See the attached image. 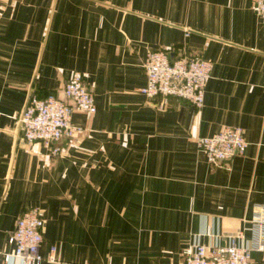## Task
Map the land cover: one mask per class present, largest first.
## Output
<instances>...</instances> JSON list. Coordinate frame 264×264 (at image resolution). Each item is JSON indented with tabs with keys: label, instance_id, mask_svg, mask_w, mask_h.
<instances>
[{
	"label": "crops",
	"instance_id": "crops-1",
	"mask_svg": "<svg viewBox=\"0 0 264 264\" xmlns=\"http://www.w3.org/2000/svg\"><path fill=\"white\" fill-rule=\"evenodd\" d=\"M252 3L0 0V264H17L3 254L30 206L44 214L39 264H184L196 236L251 243L264 204V21ZM159 47L212 61L200 107L140 92ZM73 70L96 109L72 112L82 129L53 154L22 138L18 116L30 93L61 94ZM226 125L247 144L213 164L196 136ZM263 257L252 249L249 264Z\"/></svg>",
	"mask_w": 264,
	"mask_h": 264
},
{
	"label": "built area",
	"instance_id": "built-area-1",
	"mask_svg": "<svg viewBox=\"0 0 264 264\" xmlns=\"http://www.w3.org/2000/svg\"><path fill=\"white\" fill-rule=\"evenodd\" d=\"M252 9L264 21V0H253ZM142 64L146 82L139 90L147 97L159 95L165 100L173 95L189 100L196 107L203 104L205 85L212 68L210 59L186 47L175 50L174 54L167 47H159L148 49ZM95 109L93 93L84 81L83 72L73 70L63 83L61 94L39 97L30 93L24 111L18 116L21 136L26 142L39 141L51 153H58V141L71 138L82 129L72 124V112L92 113ZM243 132L242 126L226 125L211 134L196 136V144L209 162L219 164L244 152L247 141ZM250 223L252 238L249 245L238 241L241 232L226 243L215 240L209 245L196 236L181 251L184 264H249L252 249L264 252V204L257 205ZM43 224L41 208L30 206L23 210L8 235L12 249L3 254L4 259H15L17 264H39L43 258L39 252ZM53 250L54 246H51L47 256L50 260L54 259Z\"/></svg>",
	"mask_w": 264,
	"mask_h": 264
},
{
	"label": "water",
	"instance_id": "water-1",
	"mask_svg": "<svg viewBox=\"0 0 264 264\" xmlns=\"http://www.w3.org/2000/svg\"><path fill=\"white\" fill-rule=\"evenodd\" d=\"M29 97H30V94L28 95V97H27V99H26V102H25V104H24V106H23V108H22V112L24 111V109H25V107H26V104H27V102H28V100H29ZM21 127V123L19 122V128Z\"/></svg>",
	"mask_w": 264,
	"mask_h": 264
}]
</instances>
